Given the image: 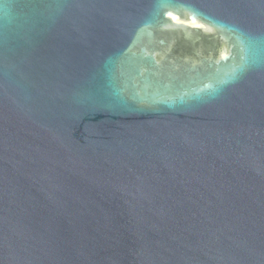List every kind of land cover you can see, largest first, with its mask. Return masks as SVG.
<instances>
[{
  "label": "water",
  "instance_id": "95a60500",
  "mask_svg": "<svg viewBox=\"0 0 264 264\" xmlns=\"http://www.w3.org/2000/svg\"><path fill=\"white\" fill-rule=\"evenodd\" d=\"M0 264H264V0H0Z\"/></svg>",
  "mask_w": 264,
  "mask_h": 264
}]
</instances>
